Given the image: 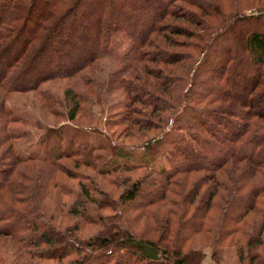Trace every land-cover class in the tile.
Wrapping results in <instances>:
<instances>
[{
    "label": "trees",
    "instance_id": "obj_1",
    "mask_svg": "<svg viewBox=\"0 0 264 264\" xmlns=\"http://www.w3.org/2000/svg\"><path fill=\"white\" fill-rule=\"evenodd\" d=\"M82 1L0 0V88L7 96L35 92L51 101V91L39 88L43 82L66 78L78 87L80 83L84 91L76 87L64 90V97L72 103L68 114L72 122L82 103L95 105L90 94L97 80L88 72L108 58L109 36L122 29L131 40L129 51L115 59L122 66L118 90L124 99L109 110L124 113L116 118L110 115V120L105 119L110 122L107 126L123 125L127 137L141 139L155 131L157 135L144 142L130 143L146 151L184 144L179 134L165 142L160 138L169 128L188 132L191 141L185 143L186 152L179 149V153L190 161L170 169L144 163L99 169L88 164L90 155L81 157L78 149H61L70 139L62 130L42 121L24 120L6 99L1 100L0 151L5 146L8 156L0 158V264H199V259L190 260L191 253L209 251L219 262L228 249L235 251L238 264H264V126L249 120L264 122V91H255L264 75V34L237 37V43L241 42L238 60L233 61L229 43L231 50L228 46L217 54L213 50L224 36H231L233 44L235 36L229 27L224 28L206 41L195 61L194 56H185L183 63H189L186 77H174L171 68L155 76L144 74L154 82L145 78L143 84L133 86L126 77L131 73L127 78L138 82V74L153 60L165 66L180 62L174 59V52L168 56L161 52V56V41L157 43L163 23L156 13L165 10L173 16L174 0H131L149 23L139 18L124 25L117 23L108 7L112 1L89 0L87 12L78 15ZM242 20L245 18L236 17V21ZM145 23L148 32L143 30ZM201 30L193 48L204 41L208 29ZM152 45L157 47L154 53L149 51ZM241 61L253 68V75L235 71ZM124 73H128L126 77ZM196 77H200L198 83ZM254 101L257 107L251 110ZM203 103L216 105V110L203 108ZM232 106L244 110L243 119L230 113ZM196 126L207 137L201 140L192 135ZM51 140L57 144L49 147ZM70 158H80L77 163L102 176L104 183L108 180L118 191L116 197L101 182L82 183L85 177L80 173L79 191L65 211L60 196L67 191L63 192L56 176L62 171V160ZM36 165L41 167L37 171ZM107 210L111 213L105 214ZM57 213L77 221L73 230H62L68 227ZM147 221H152L151 232L138 231L135 223ZM87 225L96 227L93 235H75Z\"/></svg>",
    "mask_w": 264,
    "mask_h": 264
},
{
    "label": "rangeland",
    "instance_id": "obj_2",
    "mask_svg": "<svg viewBox=\"0 0 264 264\" xmlns=\"http://www.w3.org/2000/svg\"><path fill=\"white\" fill-rule=\"evenodd\" d=\"M88 1L89 0L82 1L79 10H77L78 15L82 11L84 13L87 12L88 7H86V4H88ZM110 1L112 2L108 7H110L113 16L117 17V19L119 20L117 21L118 24L124 25L126 22L134 24L136 19L139 18H142L144 22L149 23V19L144 18L145 14L138 13V6L133 7V3L131 2V0H125V5H123L122 1ZM173 10V16H169L167 12L164 13L165 10H160L157 11L158 13H156L157 16L162 18L163 23V28L161 31L162 33H159L160 37L158 38L159 41H157L158 44L161 41V44L160 46L158 45L159 51H156H158L160 55L162 52L164 56H168V54L172 52L176 53L177 55L175 56L177 57H174V59L180 60L179 64L177 62L174 63V66H165L159 61L153 60L152 63L148 64V71L145 70L142 74L136 73L139 77L137 78L138 82L133 78H127L129 75H131V73L128 76V73H124V76H127V83L132 84L133 86H140L141 84H143L145 78L150 79L152 83L154 82V79L152 77L143 75L150 73L155 76V73H157L158 71H160L161 73L164 71L165 73L167 69L171 68L174 69V77H186L188 75L187 70L189 68V63L188 65L183 63V61H185V56H189L190 54L191 56H194L193 60L195 61L200 57L201 49L203 48V45L206 44V41L208 42V40L214 37V34L216 32H220L221 30H224V28L226 29L229 27L228 30L232 31L233 36H235V38L233 39L234 41L232 42L233 44L229 42L231 36H224V38L219 40L217 43L214 42V44H216L213 50H215V54H217V52L222 51V47H227V43H229V45H232L230 47H233V54H231V57H233V61L238 60L237 52L239 50V43L241 41L237 43V37H245L251 32L264 34V0H174ZM189 13H191L193 17H190ZM238 16L244 17L245 20L236 21V17ZM183 17L184 20H182ZM253 17H259L261 19L258 22H253V20H250ZM186 18H189L190 22L192 21V24L186 22ZM111 21L112 19L109 20V23H111ZM143 21L140 22L139 25L143 24ZM194 22H196V25L200 23L199 27L198 25H194ZM147 23H145L146 27L143 26L144 32H148ZM202 27H206L208 29V31L204 34V41L202 40V42H200L198 40V47L194 46L193 48V41H195L196 34L198 32H202ZM132 29L134 30L133 27ZM136 29L137 31L140 30V26H137ZM126 33L121 29L110 35L108 58L100 61L98 65L91 71L89 70V68L87 69V72L90 71L88 73L89 75H91V78L97 80L96 83L92 85V87H95V90L90 94V98L96 99V102L92 107L89 104L85 105L82 103L76 113L75 119L72 122L68 119V114L71 110L72 103L64 97V90L68 87H76L77 89L80 88V90L82 89L80 83H78V87L73 80H69L66 78H55L53 80L43 82L42 86L39 88L44 90L49 89L51 91V93L53 94V100L51 101L50 98L46 99L42 95H39L35 92L14 93L7 96V94L1 88L0 101L6 99V101H8V106L13 110V112H15L16 115L18 114V116H20L24 120H30L31 122L33 120L42 121L49 128L62 130L65 135L70 137V139L74 136V139L72 140H65L62 143L61 149L63 151H75L76 149H78L82 153L81 157H86L84 155L87 154L90 155V157L88 156L87 160L88 164H92L94 167H97L99 169L107 170L121 163H144L150 165V167H153L155 169H170L182 162L188 163L190 161L189 158H187V156L185 157L183 153L182 155H180L179 153L181 152L179 151V149H181L182 152H186L185 143L188 144L191 141L188 132H173V128H169L160 134V138H165V142V140L169 141V136L171 137L172 135L175 136L176 134H179L183 136L182 138L185 141L184 144L182 143V146L166 145L161 148L146 151L141 146H132V144L130 143L144 142L147 139L152 138L154 135H157L153 133L155 131L147 132L145 138L141 139L135 135H133L134 137H127V131H125L123 125L119 127H112L110 124H108L107 126V123L109 121H105V119L110 120V115H112L113 118H116L119 117L121 113H124V110L122 109L110 111L109 106H114V103L124 99L123 92L121 90H118V80L121 76L120 71L122 70V66L118 64L115 59L122 58L131 48V40L126 35ZM61 35H63V33ZM162 40H167V42L165 43ZM211 44L214 45L213 42ZM152 46L154 47L149 48V51H151L150 53H154L155 49L157 48L155 47V45ZM230 47L229 50H231ZM209 48L212 50V47ZM166 58L167 57H164L165 60ZM174 61L175 60H173V62ZM236 67L235 71H237L238 69L239 72L253 75V68L249 64H246L244 61H241L238 68ZM201 79L205 78L203 77ZM194 80L196 83H198V81H200V77H196L194 78ZM237 80L239 82V79ZM260 81L261 84L255 91H258V93H263L264 75ZM238 82L237 84H239ZM157 85L158 84H156L155 86L157 87ZM240 88L241 87L239 86V92ZM194 89H197V87H194ZM82 90L84 91V89ZM250 98L256 100L255 95H252ZM200 106L209 110H216V105L208 106L206 105V103H203ZM256 107L257 102L254 101L253 106L250 109L255 110ZM229 110L230 113L235 114L237 118L240 117V119H243L242 113L244 110L240 107L232 106L231 108H229ZM188 115L189 114L187 113L185 117H188ZM213 116H215V114ZM180 119H182L183 123V117ZM206 120L207 123L211 122L209 121V119ZM249 120H254L257 124L264 126L263 120H259V118H249ZM242 121L245 122L246 120H239L238 122L243 123ZM177 124L179 125L180 122L178 121ZM21 127L29 128L27 126ZM192 135H195L201 140L207 137L203 130L197 126L192 129ZM56 144V141L51 140L49 143V147H52ZM7 156L8 154L5 151V146H3L0 151V158H7ZM76 159L80 158H70L62 160L60 165L62 171L61 173L59 172V174H57L56 176L58 178L57 181L62 186L63 192L65 190L67 191L60 196V202L62 204H65V211H67V209L72 206V202L74 201L73 194L79 191L78 181L80 173H84L85 177L81 180L82 183L89 185L92 184L93 181L101 182V184L104 185L103 187L107 191H109L112 196L116 197L118 191L113 188L110 183H108V180H106L107 182L105 181L104 183L102 176L97 175L96 172L92 171L90 168L80 165L79 163H77V161L79 160L76 161ZM36 167V171L38 170V168H41L40 165H36ZM138 175L139 172L134 174V177H137ZM104 213L110 214L111 212L107 210L104 211ZM56 217H58V220L61 223L68 227L62 228V230H73L72 226L77 223L76 220L70 219L69 217L66 218L65 213H57ZM147 222L148 223L146 224L144 222H137L135 223V227L140 232H151L150 227L152 226V221ZM95 232V226L87 225L86 227H83L80 232L76 231V233H74L75 235H82V237H89ZM198 255L191 253L190 260L194 261L195 258L199 259V264H238L236 254L233 249H228L219 262L213 260L209 251H205L203 254L199 256Z\"/></svg>",
    "mask_w": 264,
    "mask_h": 264
}]
</instances>
